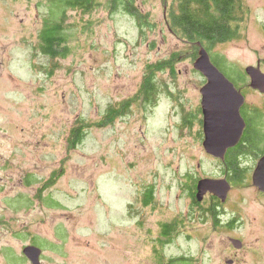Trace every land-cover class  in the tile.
Wrapping results in <instances>:
<instances>
[{"label": "rangeland", "instance_id": "rangeland-1", "mask_svg": "<svg viewBox=\"0 0 264 264\" xmlns=\"http://www.w3.org/2000/svg\"><path fill=\"white\" fill-rule=\"evenodd\" d=\"M96 1L92 11L68 12L69 53L51 60L39 51L46 0H0V264H32L27 245L41 248L42 264H224L232 255L223 231L207 218L182 225L186 187L224 177L252 184L259 157L239 154L235 178L206 152V78L194 68L199 46L168 24L176 0H135L140 29L124 8ZM240 4L238 33L209 54L237 80L247 109L263 114L264 131V93L245 73L258 63L264 72V0ZM173 53V67L155 65L153 89L143 93L147 65ZM110 109L118 113L105 123ZM145 184L155 185L150 209L140 203ZM244 233L246 243L264 244V220H249Z\"/></svg>", "mask_w": 264, "mask_h": 264}, {"label": "trees", "instance_id": "trees-1", "mask_svg": "<svg viewBox=\"0 0 264 264\" xmlns=\"http://www.w3.org/2000/svg\"><path fill=\"white\" fill-rule=\"evenodd\" d=\"M109 1L112 2V9L119 5L120 8L135 15L139 29L144 28V25L139 24V19L144 20L145 16L137 10L135 0ZM46 2L48 11L43 18V25L39 32V51L52 60L57 57H65L69 53V48L65 45L67 43L65 25L68 12L70 10L89 12L95 9L98 3L96 0H46ZM240 5V0H176V8H172L168 12V24L185 41L196 46L197 42H200L209 52L215 45L233 39L238 33L234 24L239 19ZM178 57V53H173L168 59H164L158 64L147 65L149 71L143 82V93L147 95L153 89L151 75L154 74L155 65L159 69L172 68ZM218 60L228 65L223 58ZM239 77V81L245 80V76L239 75ZM232 82L238 84L236 79ZM243 110L246 111V107H243ZM108 113L105 123L111 121V116L118 112L115 109H110ZM252 113L253 116L251 115L242 142H248L249 138L264 139L262 138L264 131L261 126L263 114L257 110H252ZM80 129V127L73 129V131L75 130L73 133L75 140L82 135L79 134ZM242 142L236 148L229 149L225 155L224 163L227 169L238 170V155L248 152ZM258 143L251 142L248 146L257 147ZM237 176L238 173H235L234 177Z\"/></svg>", "mask_w": 264, "mask_h": 264}, {"label": "flooded vegetation", "instance_id": "flooded-vegetation-1", "mask_svg": "<svg viewBox=\"0 0 264 264\" xmlns=\"http://www.w3.org/2000/svg\"><path fill=\"white\" fill-rule=\"evenodd\" d=\"M253 90L262 94L256 89ZM245 104L246 98L244 104L240 108L241 115L245 120V128L243 130V134L240 141L231 148H236L238 144L242 142L243 135L247 129L248 124L250 123V118L253 116L252 110L247 109ZM243 107H246L247 110L244 111ZM247 141L248 142H242V144H244L245 149L260 158L264 154V139L249 138V140ZM250 141L252 143L259 142L258 146H248V144H251ZM231 148H228L226 150L225 155ZM231 172H233L232 175L238 172L240 173V171H236L234 169H231L230 173ZM224 178L230 184L229 190L226 193V198L224 201H222V199L218 195L210 191L204 193L201 199L199 200L197 188V183L199 180H193V182L186 187L188 203L185 209L180 210V214L182 216L181 219L183 220L182 225H186V223L189 222H191V224H194L195 222H198L200 218H207L210 224L208 226L209 228H211L214 232L223 231L225 233V238L228 240L227 250L232 255L228 258H224V264H248L249 261L253 260H257V262H260V264H264V244L262 243L260 246H255L246 243V241L244 240V236L246 235L244 233V227L246 223L251 219L256 220L257 218H262L264 220V191H262L259 187L253 185V183L248 185H235L233 181L228 177V179L226 177ZM136 181L138 182V180ZM143 187L144 188L140 194L141 207L144 209H150L156 201L155 185L145 184V186ZM207 197H210L211 204L204 205V199ZM201 205H204V209L202 210L200 209ZM165 207V203L160 204V208L163 209V211ZM201 213L203 214V216H200ZM145 217L146 215H142L140 218V222H144ZM157 225L160 228L159 233L161 237L168 236L166 235L167 233L165 231V228L167 227V222L163 221L161 223H158ZM196 227V230H198V226ZM193 230L194 228L191 227L189 233H192ZM189 262L191 263L190 260Z\"/></svg>", "mask_w": 264, "mask_h": 264}, {"label": "water", "instance_id": "water-1", "mask_svg": "<svg viewBox=\"0 0 264 264\" xmlns=\"http://www.w3.org/2000/svg\"><path fill=\"white\" fill-rule=\"evenodd\" d=\"M198 57L194 68L201 72L205 84L200 88L201 111L203 114V146L206 152L224 160L228 148L235 146L241 139L245 128V120L240 108L245 97L235 84L211 61L208 50L200 43ZM245 73L250 77V87L264 93V72L257 66L249 65ZM253 185L264 191V154L258 159L252 173ZM230 184L225 179L203 178L197 183L198 199L207 191L218 195L222 201L226 198ZM23 254L32 264H42L41 248L27 245Z\"/></svg>", "mask_w": 264, "mask_h": 264}]
</instances>
